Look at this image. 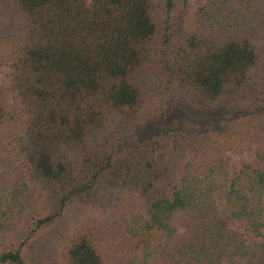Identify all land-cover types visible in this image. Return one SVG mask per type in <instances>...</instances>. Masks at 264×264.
I'll list each match as a JSON object with an SVG mask.
<instances>
[{"label":"trees","instance_id":"obj_1","mask_svg":"<svg viewBox=\"0 0 264 264\" xmlns=\"http://www.w3.org/2000/svg\"><path fill=\"white\" fill-rule=\"evenodd\" d=\"M2 64L0 264H264V0H0Z\"/></svg>","mask_w":264,"mask_h":264},{"label":"rangeland","instance_id":"obj_2","mask_svg":"<svg viewBox=\"0 0 264 264\" xmlns=\"http://www.w3.org/2000/svg\"><path fill=\"white\" fill-rule=\"evenodd\" d=\"M200 2V0H191V3L194 4V6L198 5V3ZM10 73V70L8 67L4 66L3 64L0 66V85L5 86L8 83V75ZM9 96V95H8ZM159 123L157 122H152V123H148L146 125H144L139 132V135L141 138L146 137L149 133H151L152 131L156 130L159 128ZM245 157V158H253V153L252 151H250L249 149H247L245 146H242V154L238 155V154H232V158L233 160H235V162H238L240 157Z\"/></svg>","mask_w":264,"mask_h":264}]
</instances>
